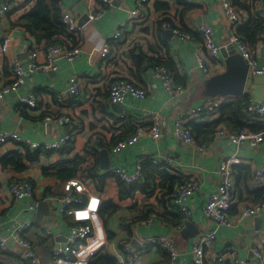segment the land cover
Returning <instances> with one entry per match:
<instances>
[{"label":"crops","instance_id":"obj_1","mask_svg":"<svg viewBox=\"0 0 264 264\" xmlns=\"http://www.w3.org/2000/svg\"><path fill=\"white\" fill-rule=\"evenodd\" d=\"M0 1L10 4V9L2 17L0 24L4 34L12 38L10 55H4L0 47V73L4 82H10L13 78L14 58H19L27 64L29 53L35 51L42 54L46 46L52 44L64 46L69 51L73 48L80 51L71 61L57 57L56 72L30 73L17 93L7 95L0 101V133L4 130L15 131L22 141L45 145L41 147L44 153L41 158L30 163L24 173H19L13 166H3L2 159L12 153H18L21 147L16 142L0 144V236L7 238L6 247L0 246V264H28L13 239L17 225L26 220L33 221V224L24 232L25 239L32 245L42 263L51 261L54 248L66 243L73 221L71 216L61 212L60 198L64 194V182L44 176L43 168L54 167L62 161L80 157L84 159L81 165L83 171L91 170L95 162H98L99 174L105 177L107 175L104 174L109 171L101 170L102 150L109 151L110 169L118 167L131 171L148 158L142 164L143 174L147 162L156 167L151 159H160L167 155L171 159L170 165H167L172 169L171 175L178 176L182 182L198 179L201 186L185 201L190 214L186 215L184 225L176 226L171 217L162 215L170 212V209H165L158 203L164 192L158 190L150 199H147L145 194L136 193L133 199L121 200V182L117 178L108 176L104 188L97 190L99 184H94L92 179H86L81 173L78 178L86 183L89 193L98 194L103 203L109 200L116 202L123 209L124 217L127 216L126 209L133 206L138 207L137 212L154 210L145 221L133 222L131 218V221L127 220L123 226L119 221L114 227L116 239L111 242L108 241L103 221L99 218L97 225L102 238L97 245L91 247L92 249L102 247L98 250L99 253L107 252L124 264V248L128 243L132 242L133 245L134 240H137L139 248L135 249H140V242L146 238L166 237L178 249L177 259L172 262L168 255L169 263H166V250L158 245L147 244L142 247V264H193L192 251L196 238L199 234L215 231L214 245L205 249L206 264H215L210 259L218 255L224 258V261L218 264H232L227 256L230 247H235L247 264H264L259 263L253 253V248L260 246L264 240V211L258 217L248 218L234 228L218 227L203 214V207L219 189L221 163L232 157L237 160L234 170L236 178L240 176V179L235 181L239 207L236 206L230 215L234 216L238 208L256 203L260 194L256 191L264 188V178L257 183L254 177L250 175L248 178L245 175L244 169L249 168L254 174L258 169L264 168V142L255 148L248 145L238 147L230 138L232 132L223 126L217 129L214 137L201 145L195 137V143L187 145L178 141L174 135L175 121L186 117L188 111L204 105L208 100L220 103L216 113L201 114L190 122L211 123L221 117L222 110L227 111L244 96L248 98V102H264V74L252 73L248 75L244 96L210 99L207 97L209 90L206 81L223 74L226 71L225 65H216L213 73L206 75L195 57L196 47L201 41V25L212 28V37L218 46H230L232 33H238L239 27L248 17L259 14L264 19L261 0H239V3L228 0L239 15L241 24L238 27H233L223 0H111L108 8L100 11L97 20L91 18V13L101 7L96 0H61L63 14L71 16L77 29L71 32L66 25L67 35L55 36L52 43L46 40L37 42V39L24 29L22 18L33 9L36 0ZM137 8L144 10L143 17L130 24L131 11ZM86 14H89L90 21L84 19ZM164 20H171L181 31L195 33L198 37L193 38L194 36L190 35V38L185 40L173 35L165 37L166 30L162 28ZM118 32L122 33V37L115 39ZM245 43L255 58L264 64V35L260 37L256 47H250L246 41ZM105 48L109 49V54L103 58ZM41 54L38 62L44 59ZM135 54L141 55L143 61L138 63L134 58ZM153 61L167 64L175 81L186 88L184 95L173 97L166 92L161 79L153 74ZM74 77L79 80L80 96L69 104H58L56 94L67 90L70 80ZM121 77L131 79L135 86L146 90L148 94L144 99L127 98L120 105L122 110L115 111L113 106L117 104L110 102L109 90L110 85ZM31 92L37 98L38 106L35 111L19 102L20 96ZM246 107L247 115L253 116L248 110V105ZM149 113L160 115L161 137L158 140L151 137L140 138L137 143L125 147L119 154H113L110 147L115 141L127 139L141 130L151 129ZM63 115L72 118L70 125L61 126L56 122V118ZM46 117H51L52 120L47 121ZM65 135H71L73 140L61 150L46 155L47 151H52L46 145ZM202 145L205 146L201 147ZM95 146L97 150L92 155L90 153ZM66 147H71L68 154L64 153ZM38 149L40 148L31 153ZM16 178H27L33 185L32 195L22 201L14 200L9 193V183ZM142 183H145V179ZM43 201L49 204V209H44L42 216L37 220V206ZM32 204L35 209L29 210ZM149 205L151 208H148ZM188 223L192 224L193 229L186 237L182 232Z\"/></svg>","mask_w":264,"mask_h":264},{"label":"built area","instance_id":"obj_2","mask_svg":"<svg viewBox=\"0 0 264 264\" xmlns=\"http://www.w3.org/2000/svg\"><path fill=\"white\" fill-rule=\"evenodd\" d=\"M100 3V10H94L91 13L92 19H99L100 11L108 8L111 4V0H96ZM262 15L264 16V0H261ZM224 7L227 15L233 25L238 27L240 18L236 10H234L228 0H223ZM10 4L5 1H0V22L2 17L9 11ZM144 10L141 11L137 8L131 11L130 24L135 23V20L143 17ZM63 23L67 25L69 31H75L77 29L71 16L67 13L63 14ZM164 30H171L175 36L185 40L190 38V35L186 32L181 31L177 28L171 20H164L162 23ZM199 34L201 41L196 47L195 57L197 63L206 75H211L216 65L222 64L223 60L221 57V47L218 46L213 40L212 28L208 25H201L199 28ZM122 33L118 32L115 34V39H120ZM11 36L4 34V29L0 24V47L4 55H10L11 52ZM230 44L234 45L237 53L247 61L249 65V73L262 75L264 74V64H261L251 52L249 46L245 43L243 38L237 33L233 32L230 37ZM80 51L73 48L69 51L64 46L60 45H48L40 52H31L28 54L27 64L23 63L19 58L12 60V75L13 78L10 82H4L1 79L0 73V101L3 100L7 95L15 94L25 84L28 75L32 72L52 73L57 71V65L55 60L57 57H62L65 60L71 61L79 55ZM44 58L42 62H38L39 56ZM109 54V49L105 48L102 55L106 58ZM27 65V66H26ZM152 71L154 76L161 79L162 84L166 92L173 96L179 97L186 93V88L176 83L173 74L164 66L152 63ZM70 86L67 90L58 92L56 94V101L58 104L66 105L71 101L77 99L80 96L81 88L79 80L74 77L70 80ZM147 91L135 86L131 79L121 77L118 81L110 85L109 98L110 102L117 105H122L125 100L129 97L134 99H144L147 97ZM19 102L26 105L30 110L35 111L37 109V98L36 95L31 92L26 96H20ZM220 103L214 100H208L204 105L188 111L186 117L179 118L175 121L174 135L176 139L187 145L194 144V135L188 126V123L195 117L201 114L213 115L218 110ZM248 110L257 117V121L264 124V102L255 103L249 102ZM148 121L152 123L150 130H141L131 137L120 140L116 144L111 145L110 149L113 154H119L122 149L127 146H132L140 138H153L158 140L161 137V117L156 113H149ZM124 115H122L123 117ZM47 121H51V117L45 118ZM56 122L61 126H67L72 123V118L69 115H63L56 118ZM230 138L234 141L238 147L242 145H248L252 148L258 147L264 142V129L259 132H253L250 130H241L238 132H232ZM73 138L71 135H65L57 139V141L46 145L51 150H61L67 145ZM20 145H27L31 151L42 146L39 143H31L22 141L18 133L15 131H1L0 133V144L6 145L8 143H14ZM202 145L201 147H204ZM109 152V151H108ZM148 158L142 160L141 163L135 166V169L126 171L121 168H111L108 173L114 179L117 178L123 183L127 189H130L132 185L143 181L144 175L142 172V164L147 161ZM156 167L160 169L168 168L170 172L172 169L167 167L170 165L171 159L167 155H163L160 159H151ZM236 158L232 157L223 163H221L219 169L220 181L219 189L213 194L205 206L203 207V214L206 219L216 223L218 227L234 228L237 227L248 218L258 217L260 213L264 211V199L258 203L238 208L237 213L234 216L230 215V212L236 206L239 207V201L235 193V181L236 173L234 170V164ZM254 180L260 183L264 178V168L258 169L254 173ZM200 180H186L182 184L178 185L172 194L175 205L185 215H189L190 211L185 206V201L192 194L196 193L200 189ZM9 193L12 198L16 201H22L26 197H30L33 193V185L27 178H16L9 183ZM64 194L60 198L61 212L68 214L72 217V226L67 236L65 244H59L54 248L51 261L47 264H90L91 260L96 254L102 249H92L91 247L98 244L102 238V234L98 229L97 221L99 219V212L102 206V199L98 194H90L86 186V183L81 179H74L64 183ZM86 196L83 199L81 196ZM35 205L29 206V210H34ZM33 221L26 220L23 223H19L13 232V239L16 246L22 253L21 256L28 264H44L40 261L32 245L25 239L24 232L32 227ZM49 234V232H47ZM216 241V232H206L199 234L193 244V264H206L207 257L205 249L211 248ZM147 244H154L165 249L170 255L171 261H175L179 254L178 249L175 245L169 241L166 237L160 238H146L140 242L141 248L135 249L132 242L128 243L124 248L126 260L124 264H142V247ZM7 238L0 236V246L6 247ZM264 240L260 246L253 248L254 256L257 258L259 263L264 262ZM99 250V251H98ZM227 256L232 264H247V262L239 256V252L235 247H230ZM213 263L218 264L224 261L221 255L210 259Z\"/></svg>","mask_w":264,"mask_h":264},{"label":"trees","instance_id":"obj_3","mask_svg":"<svg viewBox=\"0 0 264 264\" xmlns=\"http://www.w3.org/2000/svg\"><path fill=\"white\" fill-rule=\"evenodd\" d=\"M235 1L238 2L239 0ZM60 5L61 0H36V4L33 9L22 18L24 29L32 36H34L37 39V42L46 40V42L52 43V40L55 36L67 35L66 25L63 23V11ZM242 6H245L246 9H249V7H247L246 5ZM186 33L194 36L193 38L198 37V35L195 33ZM238 33L250 45V47H256L258 42L260 41V37L264 35V19L259 14L248 17V20L239 27ZM153 63L164 66L169 70L167 64L165 63L155 61H153ZM248 103V98L244 96L241 99H238L233 106H230L227 111L222 110L221 117L211 123H188V126L190 127L197 143L201 145L209 141V139L216 135L217 129L222 126L227 127V130H229L230 132H238L241 130H250L253 132L262 131L264 129V124L257 121V117H249L247 115L246 105H248ZM115 142L117 143V141ZM115 142L113 143V145L116 144ZM18 146L21 147V151L5 156L2 159V164L3 166H13L17 172L24 173L29 168V164L37 162L44 153L41 151L43 150L42 148L36 150L34 153H31L33 151H31L27 145L18 144ZM96 150L97 146H95V148L91 150L90 154L94 155V151ZM56 151L59 150L47 151L46 155ZM70 151L71 147H66L64 149V153L67 152L68 154L70 153ZM83 163L84 159L77 157L71 161H62L54 165V167L43 168L42 173L44 176H48L58 182H67L76 179L81 173H83L86 179H92L94 184H99L100 187H98L97 185V190L103 189L106 184V178L108 176H111L110 173L104 174L107 175L105 177H101L99 174L98 162H95L91 170L83 171L81 168V165ZM244 171L245 175L248 178L250 177V175L252 177L254 176L251 169L246 168V170L244 169ZM144 172V184L142 183L143 181H141L134 184L128 190L123 183H120L121 200L126 198L133 199L136 193L145 194L147 196V199H150V197L155 196L158 190L160 192H164L165 194L160 199H158V203L165 209H170V212L162 213V215L166 218L171 217L174 224H177L176 226H183L186 221V215L178 209L172 198L174 189L178 185L183 183L181 179L176 175H171L168 168L161 170L160 167H152V164H150L149 162L144 165ZM237 178L240 179V176H237ZM156 181H158V183H156ZM256 192L260 193L257 197L258 200L256 201V203H258L264 199V188L258 189V191ZM137 208V206H133L126 209L127 216L124 217L123 209L116 202L109 200L103 203L99 213V218H101V220L103 221L104 230L107 234V239L109 242L116 239V232L114 230V227L119 221L121 222V226H123V224L127 220L131 221V218L133 222L145 221L150 217L151 213L154 212V210H141L140 212H137ZM148 208H151L150 205ZM234 209H236V207L231 210V213ZM135 212H137L136 216H134ZM235 212L237 213V210ZM127 217L129 219H127ZM165 252L167 253V251ZM165 257L167 259L166 263H169L168 253L165 254ZM90 264L121 263L116 257L112 256L111 254H108L107 252H100L94 256Z\"/></svg>","mask_w":264,"mask_h":264},{"label":"water","instance_id":"obj_4","mask_svg":"<svg viewBox=\"0 0 264 264\" xmlns=\"http://www.w3.org/2000/svg\"><path fill=\"white\" fill-rule=\"evenodd\" d=\"M84 19L91 20L89 14H86ZM173 35L171 30H167L164 33V36ZM221 57L225 65L226 71L223 74L216 75L206 81V87H208L209 93L207 94L210 99L216 97H241L245 95V89L248 81L249 75V65L241 55L237 53V50L234 45L222 46ZM134 58L139 63L143 61V57L139 54H135ZM104 107V106H103ZM115 111H121L122 108L120 105L113 106ZM100 164L101 170L110 171L111 162L109 157V152L107 150H102L100 152ZM49 209V204L47 202H41L37 206V220L42 216L44 209ZM50 214V210L48 212ZM193 229L192 224L188 223L186 229L183 230L182 234L187 235L189 231ZM197 234H195L196 236ZM138 241L134 240L133 245L136 248H139L137 245Z\"/></svg>","mask_w":264,"mask_h":264},{"label":"clouds","instance_id":"obj_5","mask_svg":"<svg viewBox=\"0 0 264 264\" xmlns=\"http://www.w3.org/2000/svg\"><path fill=\"white\" fill-rule=\"evenodd\" d=\"M76 179H79V178H76ZM74 180V179H73ZM65 183V182H64ZM83 199H86V196L82 195L81 196ZM101 210V209H100ZM100 213V212H99Z\"/></svg>","mask_w":264,"mask_h":264}]
</instances>
